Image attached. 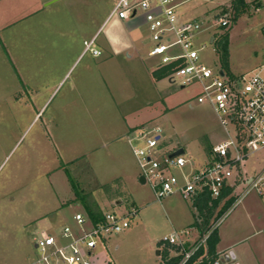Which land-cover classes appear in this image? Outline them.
Listing matches in <instances>:
<instances>
[{
    "label": "rangeland",
    "instance_id": "rangeland-1",
    "mask_svg": "<svg viewBox=\"0 0 264 264\" xmlns=\"http://www.w3.org/2000/svg\"><path fill=\"white\" fill-rule=\"evenodd\" d=\"M52 1L0 0V264L34 263L41 256L36 239L59 237L65 226L78 231L73 216L93 204L102 215L138 209L128 229L97 246L102 260L162 264L156 252L168 247L160 240L182 226L184 213L195 224L198 211L177 194L155 199L139 182L127 139L160 126V153L182 148L187 168L196 170L225 131L211 106L197 103L198 84L154 78L159 61L148 56L153 42L145 24L106 20L113 0ZM245 1L235 21L231 0H189L176 9L178 18L193 14L201 23L195 47L204 46L199 60L212 69L220 65L209 39L228 33L225 72L233 77L264 64V1ZM224 14L229 24L221 28L217 15ZM89 42L100 55L86 50ZM263 168L264 149L241 163L246 177ZM246 189L240 185L238 204L212 220H220L217 249L234 253L239 264H264V194Z\"/></svg>",
    "mask_w": 264,
    "mask_h": 264
},
{
    "label": "built area",
    "instance_id": "built-area-1",
    "mask_svg": "<svg viewBox=\"0 0 264 264\" xmlns=\"http://www.w3.org/2000/svg\"><path fill=\"white\" fill-rule=\"evenodd\" d=\"M173 3L174 0H113L106 20L116 16L120 20L143 21L153 42L148 56L157 58L158 65L177 63L168 77L172 83L177 78L180 87L191 83L199 85L197 103L211 106L226 138L211 148L202 168L192 170L187 168L189 162L184 154L169 159V154L176 149L160 153L158 147L163 132L160 126L140 130L127 139L141 171L140 177L150 185L157 201L176 194L183 200L193 201L203 192H207L211 199H218L227 188L229 192L222 197L220 204L233 197L234 206L240 201L235 198V190L242 184L247 186L246 191L255 190L263 195L264 168L258 174L246 177L241 163L249 153L264 149V64L251 74L239 77L228 76L221 67L212 69L203 64L198 53L204 46L195 47V39L203 31L202 25L192 19L180 22ZM217 16V25L227 27L229 15ZM262 31L264 33V26ZM86 50L95 56L100 55L92 48V42L86 45ZM173 170L179 171V176L173 174ZM136 215L137 209L131 207L127 214L106 212L99 220L93 221L85 213L77 212L73 220L78 231L65 226L59 237L43 233L36 239L34 246L41 256L32 264H95L97 246L105 243L106 238L128 229L129 218ZM219 221L210 223L187 249L182 236L188 235V230L164 236L161 242L175 246L176 254L183 255L179 264H184L205 245ZM225 257L230 258V255L220 254L212 264H230L225 262ZM196 264H203L201 258Z\"/></svg>",
    "mask_w": 264,
    "mask_h": 264
},
{
    "label": "trees",
    "instance_id": "trees-1",
    "mask_svg": "<svg viewBox=\"0 0 264 264\" xmlns=\"http://www.w3.org/2000/svg\"><path fill=\"white\" fill-rule=\"evenodd\" d=\"M258 6V3H255V7ZM248 7V4L245 0H231L232 8V20L235 21L236 18L243 13ZM226 28V27H221ZM216 52L218 53V61L220 67L225 71L228 69V33L224 32L218 38L214 36L212 41ZM159 67L153 71L154 78L162 80L170 76L175 68L177 63H169L167 65H158ZM210 146L206 147V152L209 155L211 153ZM229 189H224L222 192V197L227 195ZM221 198L211 199L207 192H203L198 195L194 201L193 206L198 211V218L200 219L199 223L196 222L195 225L199 230L200 235H202L209 227L210 223L214 219H218L225 213V211L231 206L234 202V198L230 197L223 201L220 204ZM85 214L93 221H97L102 217V214L96 205H84ZM213 220V221H212ZM219 242L218 231L217 229L213 230L209 237L206 240L204 246L198 249L194 255L188 259L184 264H196V260L201 258L203 264H212L217 259L216 246ZM176 251V249H174ZM178 252V250H177ZM163 255V264H179L183 258L182 254H177L173 257L168 256L166 249L161 251Z\"/></svg>",
    "mask_w": 264,
    "mask_h": 264
},
{
    "label": "crops",
    "instance_id": "crops-1",
    "mask_svg": "<svg viewBox=\"0 0 264 264\" xmlns=\"http://www.w3.org/2000/svg\"><path fill=\"white\" fill-rule=\"evenodd\" d=\"M23 1L24 0H5V2L7 3H9V2H15V4H17V3H23ZM54 1H56V0H53L52 2H54ZM189 0H181L180 2H176L175 3V6H176V9H177V7L178 6H180V5H183V4H185V3H187ZM52 2H50V3H52ZM21 5V4H20ZM17 7H19V6H16V10H17ZM23 16H20L19 18H18V20L17 21H19L21 18H22ZM196 20V21H198L197 19V17L196 16H193V14H187V15H184V17H180L179 18V21L180 22H184V21H187V20ZM2 20V17L0 16V26L4 29V27H5V23L3 22V21H1ZM129 23H128V25H129V27L130 28H132V25L133 26H137L138 24H140V23H143V21H141V20H129L128 21ZM144 24V23H143ZM203 32V31H202ZM201 32V33H202ZM213 37H210V39H209V41L210 42H212L213 41ZM151 58V57H150ZM157 59V58H156ZM170 83H172L171 81H170ZM131 129H133V128H131ZM131 131V130H130ZM175 149H178V147H176ZM194 201V200H193ZM193 201H190V204H191V206L193 205ZM116 203H119V202H116ZM238 204V203H237ZM137 209V208H136ZM137 213H138V209H137ZM197 220L198 221H200V219L199 218H197ZM175 221H176V218H175ZM178 221H179V218H178ZM181 221H182V224H180V225H182L181 227H179V226H177L178 228H175V227H173V232H171V233H169V235H171L172 233H181L182 231H186V230H188L190 233L188 234V235H183L182 236V239H183V241H184V247L187 249V248H189V247H191L192 246V244L194 243V241H196L197 240V238H199V235H200V233H199V230H198V228L196 227V225L193 223V221H192V219H191V221L189 220V217H188V215L187 214H183V216H182V218H181ZM171 225H172V222H171ZM195 225V226H194ZM186 227H189V229H186V230H184V228H186ZM176 229H178V230H176ZM183 229V230H182ZM180 230V231H179ZM192 230V231H191ZM177 231H179V232H177ZM218 238H219V241H221V238H220V236H219V234H218ZM160 240V239H159ZM158 240V241H159ZM157 241V242H158ZM155 242V240H151V242L150 243H154ZM160 242H161V240H160ZM167 247H168V250H167V252H168V254H170L171 255V257H173V256H175V255H177L176 254V251L174 250V249H176L175 248V246H171V245H167V244H165ZM218 245V244H217ZM166 247V248H167ZM116 250L117 249H119V245L118 244H116L115 245V247H114ZM216 252H217V254L218 255H220L221 253H219L218 252V249H217V246H216ZM156 254H157V256H159L160 254H161V251L160 250H158L157 252H156ZM225 254H231L233 257H234V260H233V263H236V264H239L235 259H236V256H235V254L234 253H225ZM98 256V259L96 260V262H95V264H110V263H107L106 262V260H102V258H100V256L99 255H97ZM199 260H200V258L199 259H197L196 260V262L195 263H197V262H199ZM163 264V263H162Z\"/></svg>",
    "mask_w": 264,
    "mask_h": 264
},
{
    "label": "water",
    "instance_id": "water-1",
    "mask_svg": "<svg viewBox=\"0 0 264 264\" xmlns=\"http://www.w3.org/2000/svg\"><path fill=\"white\" fill-rule=\"evenodd\" d=\"M220 74H222V71L219 72ZM184 154V150L182 148H178L176 149L175 151H173L172 153L169 154V159H173L174 157H177V156H180V155H183ZM139 182L144 184V179L142 177L139 178ZM230 255V258L229 257H225V262H229L230 264H236V263H233V260H234V257Z\"/></svg>",
    "mask_w": 264,
    "mask_h": 264
}]
</instances>
